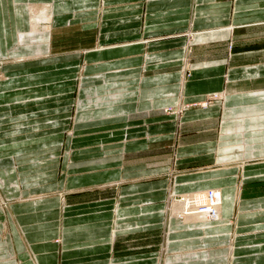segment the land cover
Instances as JSON below:
<instances>
[{
	"label": "crops",
	"instance_id": "crops-1",
	"mask_svg": "<svg viewBox=\"0 0 264 264\" xmlns=\"http://www.w3.org/2000/svg\"><path fill=\"white\" fill-rule=\"evenodd\" d=\"M17 2L20 12L13 0H0V60L16 47L15 29H29L27 6L52 3L57 28L82 22L84 36L94 34L81 50L86 69L109 66L102 75L113 80L94 90L129 97L112 116L77 121L63 158L46 143V151L26 146L0 159V186L17 196L10 197L9 215L0 210V264H158L151 256L120 261L126 246L119 237L129 236L130 248L137 234L154 229L168 235L167 264H264V0ZM214 95L219 100L206 106ZM169 107L186 108L174 117L163 113ZM107 145L122 156L111 158ZM84 146L98 149L84 157ZM158 151L166 164L125 163ZM20 171L53 172L49 182L62 198L25 199ZM111 187H118L116 196L101 192L100 199L67 203L66 195ZM211 189L222 192L220 222L185 225L167 217L169 190L180 196Z\"/></svg>",
	"mask_w": 264,
	"mask_h": 264
},
{
	"label": "rangeland",
	"instance_id": "rangeland-1",
	"mask_svg": "<svg viewBox=\"0 0 264 264\" xmlns=\"http://www.w3.org/2000/svg\"><path fill=\"white\" fill-rule=\"evenodd\" d=\"M12 4L15 11L20 12L21 6L17 0H13ZM27 7L29 29L20 32H16L15 29L14 44L16 47L12 51H8V59L0 60V154L9 153L12 150L15 151L0 155V159L14 155L13 153L17 154L16 152H22V150L26 149V146L39 145L46 151L48 147L46 143L51 144V149H55L54 152L63 158L68 152L64 146V141L72 135L73 126L77 121L99 118L104 115L112 116L114 115V111L111 110L113 106L119 104V100L124 107L128 106L124 102L128 100L129 96L125 92L122 93L124 95L121 94L119 99V92L111 88L108 89V92H97V90H94L96 86H105L109 82L112 83L111 81L113 80L109 76L103 77L102 75L103 73L108 75V72H110L109 66L99 67L97 63H94L90 68L86 69L84 52L81 50H84V40L87 46L93 44L94 34L84 36V23L68 24L59 29L54 23L52 3H32ZM16 20L17 18L14 14V24ZM13 26L15 27V25ZM95 29L90 28L89 30ZM91 32L87 31V33ZM194 36L195 34L192 32L187 35L189 37L185 48L187 54L191 51L190 44H192ZM232 47L233 43H230L229 48L231 49ZM187 66L189 65L186 64V68ZM186 72L185 77L190 78L189 67ZM127 78L129 77L119 76L115 79L125 80ZM88 87L91 88L90 93H84ZM220 99L223 102V97ZM218 100L219 95L209 97L206 101V106ZM184 108L169 107L163 110V113L177 117L181 116ZM164 144L166 142L154 143L153 145L155 148H160ZM169 144L171 146L173 144L172 141ZM107 146L108 148L106 149L111 158L116 157V155L122 156L120 148ZM97 149L92 146L90 148L84 146V157L94 153ZM31 152L33 151L30 149L27 154L30 156L35 154ZM160 155L161 153L159 152L153 157L148 155L145 157L138 156L137 159L128 160L126 158L125 163L128 166L135 165L136 162H139L137 164L145 165L151 163L166 164V159L160 158ZM169 155L171 154L169 153ZM174 170L170 173L171 176L175 174ZM52 173L47 177L46 174H43V176L28 175L27 177L25 172L22 173L20 171L18 179L22 178V184H19L22 185V190L25 192V194L24 192L22 194L23 197L31 199L41 194H55L62 198L63 191H61V188L58 189L54 183L49 182L48 178ZM62 175V171L58 172L57 179L59 180ZM167 179L170 185L171 178L167 176ZM0 182L3 181L1 180ZM0 190V210L2 213L6 210L7 215H9V207L13 203L10 197H17L15 196L16 192L11 191L15 192L14 195L7 197L4 194V187L0 186ZM117 191L118 187H111L107 191L98 190L100 194L97 191H87L66 195V198L68 204L76 205L100 199L101 192H105L107 197L116 196ZM194 193L175 196L169 190L165 207L167 217L169 219H178L185 225L201 222L212 223L207 221L206 218H197V220L189 222L186 220V216L180 213L185 210L186 202L189 198L201 194H206L207 196V191ZM216 193H221L222 195V192L218 189H216ZM42 196L44 197V195ZM63 207L61 210L65 211L67 207ZM167 236L163 229L140 233L137 234V239L133 241L134 244L130 248L127 245L128 242H126L129 236L119 237L118 239L122 241L121 246H126L125 249H121L122 257L120 261H128V256H130L131 261L138 260L142 262L145 259L144 257L151 256L158 264H167L166 244L164 247V243H167ZM149 242L152 243V246L148 245ZM145 254L150 255L145 256Z\"/></svg>",
	"mask_w": 264,
	"mask_h": 264
},
{
	"label": "bare ground",
	"instance_id": "bare-ground-1",
	"mask_svg": "<svg viewBox=\"0 0 264 264\" xmlns=\"http://www.w3.org/2000/svg\"><path fill=\"white\" fill-rule=\"evenodd\" d=\"M213 191L217 196L216 202H212L209 191H207V196L206 194H201L189 198L186 202L185 210H182L180 213H183L189 222L197 220V218H206L207 221L212 223L221 221L223 198L221 193H216V190Z\"/></svg>",
	"mask_w": 264,
	"mask_h": 264
},
{
	"label": "built area",
	"instance_id": "built-area-1",
	"mask_svg": "<svg viewBox=\"0 0 264 264\" xmlns=\"http://www.w3.org/2000/svg\"><path fill=\"white\" fill-rule=\"evenodd\" d=\"M209 195H210V199L212 200V202H216L217 201V196L215 194V192L211 189L209 190Z\"/></svg>",
	"mask_w": 264,
	"mask_h": 264
}]
</instances>
